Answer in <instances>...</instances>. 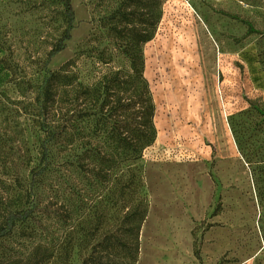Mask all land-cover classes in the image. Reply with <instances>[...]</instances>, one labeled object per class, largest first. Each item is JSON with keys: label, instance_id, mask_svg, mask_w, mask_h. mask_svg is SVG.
Returning a JSON list of instances; mask_svg holds the SVG:
<instances>
[{"label": "rangeland", "instance_id": "rangeland-1", "mask_svg": "<svg viewBox=\"0 0 264 264\" xmlns=\"http://www.w3.org/2000/svg\"><path fill=\"white\" fill-rule=\"evenodd\" d=\"M70 4L71 24L60 0H0V225L29 213L0 239V264L38 246L46 264L93 251L264 264V0ZM134 9L159 17L141 45L156 138L136 160L102 130L93 91L128 69Z\"/></svg>", "mask_w": 264, "mask_h": 264}, {"label": "trees", "instance_id": "trees-1", "mask_svg": "<svg viewBox=\"0 0 264 264\" xmlns=\"http://www.w3.org/2000/svg\"><path fill=\"white\" fill-rule=\"evenodd\" d=\"M65 8L68 22L71 24L74 18L70 0H60ZM134 16L135 23L123 27L128 33L129 47L124 48L121 53L128 62L126 72L116 70L104 75L98 87L93 91L99 98L104 94V99L98 107L95 115L101 124L102 130L111 133L112 142L120 145L122 149L131 154V159H138L141 152L152 145L156 138V129L153 123L154 104L149 89L148 81L144 77V59L141 45L152 39L155 25L159 20L156 17L151 20L149 12L134 9L129 13ZM120 34V30L115 29ZM70 38L69 30L51 50L54 54L61 50L62 44ZM106 111L104 112V109ZM93 174H97L93 168ZM29 216L27 212H10L5 218L4 224L0 225V239L10 235L17 221H23ZM140 219H143L140 217ZM126 247V243L124 244ZM133 253L130 260H135L138 250L137 238L134 237ZM47 249L42 246L35 248L34 252L26 259L25 264H46L49 257H38V253ZM95 252L85 258L81 264H106L99 257H95ZM47 256V255H46ZM130 264V263H128Z\"/></svg>", "mask_w": 264, "mask_h": 264}]
</instances>
